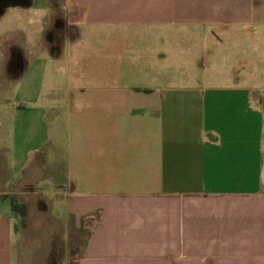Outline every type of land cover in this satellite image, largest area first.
<instances>
[{
  "label": "crops",
  "instance_id": "obj_1",
  "mask_svg": "<svg viewBox=\"0 0 264 264\" xmlns=\"http://www.w3.org/2000/svg\"><path fill=\"white\" fill-rule=\"evenodd\" d=\"M2 2L0 264H264V0Z\"/></svg>",
  "mask_w": 264,
  "mask_h": 264
},
{
  "label": "rangeland",
  "instance_id": "obj_2",
  "mask_svg": "<svg viewBox=\"0 0 264 264\" xmlns=\"http://www.w3.org/2000/svg\"><path fill=\"white\" fill-rule=\"evenodd\" d=\"M1 7V6H0ZM37 14V13H36ZM49 22V19L47 18L46 14L45 13H40V15H35L34 18H33V25L32 27L30 28V34H32V38L36 35H38V32H40L41 30H45L46 27L45 25L48 24ZM12 24V23H11ZM16 28V26L14 27L13 26H8V27H2V25L0 24V32L1 31H12ZM27 32V31H26ZM11 71H14L12 68H11ZM51 72H49L50 74ZM57 76L56 80L58 81V83H64L63 82V73H62V70L53 74V77ZM14 77V76H13ZM12 79V76H3L1 77L0 76V98H2L3 95H7L6 91L3 89L4 85L8 84L9 82V79ZM52 77H49L48 76V81L51 79ZM10 79V80H11ZM55 79V78H54ZM52 80V79H51ZM22 208H20V207ZM18 207L20 208L19 211H23L24 213H27V216L24 217V220H21L19 221V224L21 225L22 227V224L24 226V230H23V234H24V237H25V241H29L31 240L32 238V235H33V230L35 227L38 226V218H43L42 215H40L37 211V207L35 205H32V204H29V205H24V204H19ZM42 222V220H41ZM93 225V223H91V225L87 226L86 230L85 231H90V227ZM81 247H82V244L80 242H78L77 244H73V257L71 258L73 261L77 259V256L78 254L80 253L81 251Z\"/></svg>",
  "mask_w": 264,
  "mask_h": 264
},
{
  "label": "water",
  "instance_id": "obj_3",
  "mask_svg": "<svg viewBox=\"0 0 264 264\" xmlns=\"http://www.w3.org/2000/svg\"><path fill=\"white\" fill-rule=\"evenodd\" d=\"M262 184H263V187H264V168H263V172H262Z\"/></svg>",
  "mask_w": 264,
  "mask_h": 264
},
{
  "label": "flooded vegetation",
  "instance_id": "obj_4",
  "mask_svg": "<svg viewBox=\"0 0 264 264\" xmlns=\"http://www.w3.org/2000/svg\"><path fill=\"white\" fill-rule=\"evenodd\" d=\"M1 5H3V2H2V0H0V6H1Z\"/></svg>",
  "mask_w": 264,
  "mask_h": 264
}]
</instances>
